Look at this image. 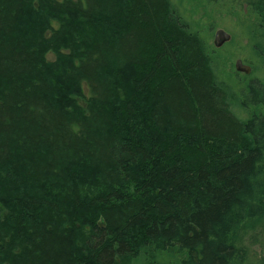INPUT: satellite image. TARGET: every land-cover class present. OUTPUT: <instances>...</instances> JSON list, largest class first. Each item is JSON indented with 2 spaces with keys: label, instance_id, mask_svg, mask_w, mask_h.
<instances>
[{
  "label": "trees",
  "instance_id": "obj_1",
  "mask_svg": "<svg viewBox=\"0 0 264 264\" xmlns=\"http://www.w3.org/2000/svg\"><path fill=\"white\" fill-rule=\"evenodd\" d=\"M212 47L173 0H0V264H264V81Z\"/></svg>",
  "mask_w": 264,
  "mask_h": 264
},
{
  "label": "rangeland",
  "instance_id": "obj_2",
  "mask_svg": "<svg viewBox=\"0 0 264 264\" xmlns=\"http://www.w3.org/2000/svg\"><path fill=\"white\" fill-rule=\"evenodd\" d=\"M173 2L191 22L193 30L201 33L213 46L216 68L221 78L232 86L236 92L245 91L248 83L254 79L264 81V15L258 14L248 5L246 0H173ZM43 14V17L40 15L35 17L31 14L24 21L26 26L23 27L25 29L32 28L35 31L40 30L50 20V16ZM67 18L71 19V17ZM73 18H75L74 15ZM60 20H62L61 17L57 16L53 19V22L58 26ZM218 28H224L232 34V39L222 47L214 45V35ZM46 33H50V31L46 30ZM151 48L150 57L154 58L156 55V52H154L155 47ZM46 58L50 62L57 63L58 54L53 50H49ZM239 58L251 65L249 73L237 70L236 61ZM84 94V97L78 98L83 105L86 104L90 95L86 84H84ZM242 101H244L243 98ZM247 106H249L248 110L242 108L240 103L235 102L232 108L239 116L249 118L254 110L251 100L247 101ZM82 203L83 206L79 211L87 214L84 223H92L97 220L101 222V211H94L87 206V203H84V201ZM69 208L70 211H74L73 205H69ZM72 212L66 215L67 221L73 222L74 220L76 225H80L81 218L74 216L77 213L73 214ZM136 264L143 263L137 262Z\"/></svg>",
  "mask_w": 264,
  "mask_h": 264
},
{
  "label": "water",
  "instance_id": "obj_3",
  "mask_svg": "<svg viewBox=\"0 0 264 264\" xmlns=\"http://www.w3.org/2000/svg\"><path fill=\"white\" fill-rule=\"evenodd\" d=\"M231 40V34L225 29L220 28L216 31L214 45L216 47H221L223 44ZM236 68L238 71H244L249 73L251 71V66L246 65L241 58L236 61Z\"/></svg>",
  "mask_w": 264,
  "mask_h": 264
},
{
  "label": "flooded vegetation",
  "instance_id": "obj_4",
  "mask_svg": "<svg viewBox=\"0 0 264 264\" xmlns=\"http://www.w3.org/2000/svg\"><path fill=\"white\" fill-rule=\"evenodd\" d=\"M218 29H220V28H218ZM218 29H217V30H218ZM223 29H224V28H223ZM217 30H216V31H217ZM225 30H226V29H225ZM216 31H215V35H216ZM226 31H227V30H226ZM227 32H228V31H227ZM229 33H230V32H229ZM230 34H231V33H230ZM215 35H214V39H215ZM231 39H232V34H231ZM223 45H224V44H223ZM223 45H222V46H223ZM222 46H221V47H222ZM242 60H243V59H242ZM243 62L245 63V60H243ZM245 64L251 66V65L248 64V63H245Z\"/></svg>",
  "mask_w": 264,
  "mask_h": 264
}]
</instances>
